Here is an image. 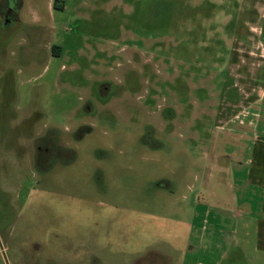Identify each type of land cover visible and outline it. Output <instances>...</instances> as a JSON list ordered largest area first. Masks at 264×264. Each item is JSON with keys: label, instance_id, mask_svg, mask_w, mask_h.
Returning <instances> with one entry per match:
<instances>
[{"label": "rangeland", "instance_id": "374dc122", "mask_svg": "<svg viewBox=\"0 0 264 264\" xmlns=\"http://www.w3.org/2000/svg\"><path fill=\"white\" fill-rule=\"evenodd\" d=\"M263 29L264 0H0V264H181Z\"/></svg>", "mask_w": 264, "mask_h": 264}, {"label": "crops", "instance_id": "0c3cea01", "mask_svg": "<svg viewBox=\"0 0 264 264\" xmlns=\"http://www.w3.org/2000/svg\"><path fill=\"white\" fill-rule=\"evenodd\" d=\"M248 114L232 140L216 142L220 153L197 163L181 264H264V97Z\"/></svg>", "mask_w": 264, "mask_h": 264}]
</instances>
